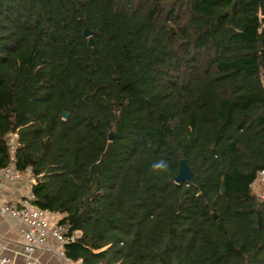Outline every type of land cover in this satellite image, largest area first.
I'll return each instance as SVG.
<instances>
[{"label":"trees","instance_id":"trees-1","mask_svg":"<svg viewBox=\"0 0 264 264\" xmlns=\"http://www.w3.org/2000/svg\"><path fill=\"white\" fill-rule=\"evenodd\" d=\"M263 73L264 0H0V169L71 261L264 264Z\"/></svg>","mask_w":264,"mask_h":264},{"label":"built area","instance_id":"built-area-1","mask_svg":"<svg viewBox=\"0 0 264 264\" xmlns=\"http://www.w3.org/2000/svg\"><path fill=\"white\" fill-rule=\"evenodd\" d=\"M17 144L14 139V147ZM12 160L14 161V157H12ZM20 174L13 163L0 169V190L3 188L5 181L17 179ZM262 178H264V170L259 172L257 180ZM30 181L35 182L32 172ZM0 214L27 225L26 229L23 228L26 238V244L22 252L23 264H33V253L38 248H44L46 251L57 254L66 264H85L82 260L71 261L65 254V245L75 241L81 235V232L74 231L70 234L67 225L61 224L60 220H51L50 217L46 216L51 212L42 210L34 204L32 188L17 205L8 201H1ZM49 237L56 242L55 247L47 244ZM0 264H14V262L7 256H0Z\"/></svg>","mask_w":264,"mask_h":264},{"label":"crops","instance_id":"crops-1","mask_svg":"<svg viewBox=\"0 0 264 264\" xmlns=\"http://www.w3.org/2000/svg\"><path fill=\"white\" fill-rule=\"evenodd\" d=\"M31 179V171L21 173L17 179L7 180L0 190V202L8 201L14 204H19L23 197L31 191L33 182ZM52 220H60L62 215L59 213L46 214ZM27 225L18 221L3 216L0 214V256H7L14 264H23L24 245L26 238L23 232ZM47 244L51 247L56 246V242L49 237ZM33 264H66L58 257L57 254L46 251L44 248H38L33 253Z\"/></svg>","mask_w":264,"mask_h":264},{"label":"water","instance_id":"water-1","mask_svg":"<svg viewBox=\"0 0 264 264\" xmlns=\"http://www.w3.org/2000/svg\"><path fill=\"white\" fill-rule=\"evenodd\" d=\"M92 32L86 28L84 31V37H89V44L92 45L93 44V40L91 38ZM264 75V73H263ZM64 118H68V114L65 112L64 114ZM110 139H113V132H110L109 135ZM175 182L178 184H181L183 182H187V183H194L195 182V176H194V172L191 168V166L189 165V163L187 162L186 159L182 158L180 160V165H179V171L177 176L175 177ZM221 190L222 193L225 192V186L224 184L221 185ZM214 217L217 218V215L214 214Z\"/></svg>","mask_w":264,"mask_h":264},{"label":"rangeland","instance_id":"rangeland-1","mask_svg":"<svg viewBox=\"0 0 264 264\" xmlns=\"http://www.w3.org/2000/svg\"><path fill=\"white\" fill-rule=\"evenodd\" d=\"M16 136L10 135L9 136V141L10 144L12 145V148H14V139ZM252 191L255 195H257L260 198H264V178L257 180L254 182L252 185Z\"/></svg>","mask_w":264,"mask_h":264},{"label":"clouds","instance_id":"clouds-1","mask_svg":"<svg viewBox=\"0 0 264 264\" xmlns=\"http://www.w3.org/2000/svg\"><path fill=\"white\" fill-rule=\"evenodd\" d=\"M168 169V163L164 160L157 161L152 164V170L159 172V171H166Z\"/></svg>","mask_w":264,"mask_h":264}]
</instances>
